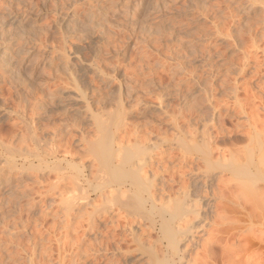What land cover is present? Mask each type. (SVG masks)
<instances>
[{
	"label": "rangeland",
	"instance_id": "rangeland-1",
	"mask_svg": "<svg viewBox=\"0 0 264 264\" xmlns=\"http://www.w3.org/2000/svg\"><path fill=\"white\" fill-rule=\"evenodd\" d=\"M262 88L264 0H0V264H105L103 258L120 261L117 264H149L155 260L147 254L149 245L138 242L142 230L151 226L139 217L143 212L136 203L131 206L137 200L132 196V181H111V171L93 150L96 142L106 143L111 135L108 142L114 145L109 147L118 160L135 145L158 159L170 154L168 162L164 156L160 163L154 158L158 169L153 164L147 180H142L159 181L158 186L166 183L167 189L175 190L166 199L176 200V206L172 200L170 208L163 207L166 212L180 204L185 190L191 194L197 188L202 194L210 189L211 193L221 181L230 182V189H237L232 193L241 200L233 198L230 205L238 212H231L232 207L228 211L231 218L241 219L236 236L245 234L252 245L244 260L264 264V218L260 216L264 166L258 162L262 156L256 161L260 166L252 167L257 177L246 168L253 145L245 135L235 138L252 131L241 107L246 110L252 100L263 117ZM203 142L220 151L213 152V162L207 163L213 170L206 169L208 151L203 150L207 147ZM195 145L202 146L197 149L204 156L191 149ZM42 156L43 164L38 160ZM116 158L112 164L119 167L121 159ZM222 158L243 162L236 170L252 172L255 179L247 173L242 178L225 174ZM191 168L198 170L196 175L188 173ZM203 182L208 185L202 186ZM99 183L105 185L104 189L100 185L101 192ZM184 184L187 187L182 188ZM126 188L131 191L125 192ZM106 193L122 208L108 204L104 211ZM124 210L140 220L132 224ZM159 224L148 231L152 242L160 236ZM156 253L162 259V253Z\"/></svg>",
	"mask_w": 264,
	"mask_h": 264
},
{
	"label": "bare ground",
	"instance_id": "bare-ground-1",
	"mask_svg": "<svg viewBox=\"0 0 264 264\" xmlns=\"http://www.w3.org/2000/svg\"><path fill=\"white\" fill-rule=\"evenodd\" d=\"M263 89V88H262ZM261 89V90H262ZM264 90V89H263ZM264 92V91H263ZM259 98H260V96H259ZM256 99V98H255ZM251 100V99H250ZM258 100V99H257ZM239 101V100H238ZM249 101V100H248ZM262 101V100H261ZM239 102H241V101H239ZM254 101H252L251 100V102H248V106H246V107H248V108H245L246 110H244V108L243 107H241L242 109H243V111H244V115L245 114H247V116L249 117H246V118H248L249 119V121H250V127H249V129L250 130H252V131H247V134H246V132H245V134H243V133H238V135L235 137L236 139H243L244 138V135L245 136H247L248 137V139H249V141H250V143L253 145V147H252V149H251V153L247 156V170H254V169H256L257 167L256 166H258L257 165V163H256V161H257V158L259 157H261L262 156V159H258V162L260 163V165H262V166H264V164H261V161L262 160H264V115H263V117H262V115H261V117L259 116V110L258 109H255V108H258V107H256V105H254V103H253ZM263 102V101H262ZM261 102V103H262ZM242 103H244V102H242ZM264 103V102H263ZM244 105V104H243ZM242 105V106H243ZM258 105V104H257ZM264 105V104H263ZM241 106V105H240ZM239 106V107H240ZM262 106V105H261ZM262 107H264V106H262ZM237 113V112H236ZM237 115H238V113H237ZM239 115H241V113L239 114ZM238 115V116H239ZM246 116V115H245ZM247 120V119H246ZM248 122V121H247ZM102 125V124H101ZM100 125V126H101ZM120 125V124H119ZM245 125H247V124H245ZM239 126H241V124L239 125ZM238 126V128L240 129V127ZM103 127H104V125L103 126H101L100 127V130L102 129V130H104L103 129ZM106 127V126H105ZM118 127V126H117ZM242 127H243V125H242ZM117 129V128H116ZM238 129V130H239ZM101 130V131H102ZM108 130V129H107ZM242 130H243V128H242ZM245 130V129H244ZM241 131V130H240ZM106 132V131H105ZM109 132V131H108ZM107 132V133H108ZM102 133V132H101ZM110 133V132H109ZM111 134V133H110ZM110 134H106V137L108 136V135H110ZM208 134V133H207ZM211 134V133H210ZM210 134H209V137L211 138L212 136H210ZM204 135H206V133L204 134ZM203 135V136H204ZM206 136H208V135H206ZM205 136V137H206ZM103 137H105V136H103ZM111 137H112V135H111ZM110 136L109 137H107L106 139H107V141H106V139H104V141H106V143H104L103 141H101V142H96L95 143V146H94V148H93V150L95 151V153H97L99 156H98V159L100 158V161H101V163L106 167V168H108L110 171H111V178H112V180L111 181H113V179H114V181L116 180V181H118V183H123L124 181H126L127 179L131 182L132 181V186H131V190L135 193V194H132V196L134 195L135 197H137V200L135 201V199H133L132 197H131V194H130V196H129V198H131V200L134 202H132V201H130V200H128V201H130V203L132 202V205L131 206H133L134 207V205L133 204H135L136 203V209L138 210V211H142L143 213V215L141 214V212H140V216L139 215H137V216H139L142 220H146L147 222H149V227L151 226V227H154V228H156L157 227V225H158V222H160L161 223V225H160V229H159V231H160V236L159 237H157V240L155 241V242H152L151 241V235L149 234V229H151V227L150 228H148V229H143L142 230V233H141V236H140V234H139V236H140V240H138V242L142 245V247H144V245H149V247H148V249H151V251H153V252H155V255H156V258H157V256L159 255H157V253L156 252H161L162 253V259H160V260H158V258L156 259L155 258V255H154V253L153 252H151V251H148L149 253H147L148 254V256H149V259L151 260V259H155V260H152V262L151 263H149V264H251L250 262H251V260L249 261L248 260V258L246 259V261L244 260V255L245 254H247L246 252V249L248 250V247L250 248V246H252L250 243L251 242H249V238L248 239H246V237L244 236L245 234H237V236H236V231H237V229L236 228H238V227H235V226H238L239 224H240V220H237V219H234V218H231L230 217V215H229V212L228 211H230L229 209H231V207H232V209H234L235 207H234V205L233 206H230L231 205V202H233V198H236V196H237V194H235L234 195V193H236V190L237 189H235V188H233V191H232V189H230V187L232 188L233 186H230L229 187V185L228 184H230V182L228 183V184H224V183H222V181H221V183L220 184H222V185H218L219 187H214V190L210 193V189H208L209 191H205V192H203L202 194H200L201 193V191L198 189L197 190V188H192V189H194L192 192H191V194H190V192H187L188 190H185L186 191V193H185V196H184V199H182L181 197V202H178V203H180V204H178L177 205V207H175L176 206V203H175V201L176 200H173L174 201V210H172L171 209V211H170V209H168L170 212H166L165 210L166 209H164L163 210V207L165 208L166 206H168L169 208H170V206H172V204H171V202L173 203V201L171 200V202L170 201H168L166 198V195L167 194H170V192L173 190V189H171V188H169V189H167L166 187H165V185H166V183H165V185L164 186H162L161 185V183H160V188H158L159 186L157 185V183L159 182H157L156 184H154L152 181H150L149 182V180L148 181H145V182H142V180L144 181L145 179H146V177H147V175H149V174H147L148 172H150V170L153 168L154 169V167L156 168V169H158V167H157V164L158 163H156V164H154L155 162L154 161H157V159H158V157L159 156H150V155H148L147 156V153H145L146 152V149L144 148L143 149V147H141V146H137V145H135L136 147H135V149H133V150H131L130 152H129V149H132V148H129V149H126L125 150V153L126 154H123V159L122 158H119V152L118 153H116V154H118V158H119V160H120V162H118L119 160L116 158L117 157V155H114V153H113V147H109L111 144H113V141L112 140H110L111 142H108V139H110L111 138ZM137 137H139L138 135H137ZM137 137H136V139H137ZM141 137V136H140ZM139 137V138H140ZM209 137H207V139L206 140H209L210 138ZM247 137H245V139L247 138ZM209 138V139H208ZM227 138V137H226ZM124 139V138H123ZM141 139V138H140ZM218 139V138H217ZM216 139V140H217ZM224 139V138H223ZM233 139V138H232ZM235 139V140H236ZM102 140V139H101ZM138 140V139H137ZM150 140V139H149ZM221 140V139H220ZM234 140V141H235ZM139 141V140H138ZM138 141H137V143H138ZM141 141V140H140ZM139 141V143H142V142H140ZM145 141V140H144ZM205 141V140H204ZM210 142H212L211 140H209ZM223 141V140H222ZM247 141V140H246ZM206 142V141H205ZM217 142V141H216ZM236 142V141H235ZM108 143V144H107ZM120 143H121V141H120ZM123 143V142H122ZM204 143V142H203ZM231 144L230 145H233L232 144V142H230ZM249 143V142H248ZM249 143V144H250ZM110 144V145H109ZM201 144V143H200ZM204 144H206V146H207V143H204ZM114 145V144H113ZM113 145H111V146H113ZM183 145V144H182ZM187 145V144H186ZM202 145V144H201ZM227 145V144H226ZM247 145V144H246ZM134 146V145H133ZM205 146V147H206ZM212 146V145H211ZM211 146H207L206 148H204L203 150H205L206 149V151H208V152H206V155L205 154H203V153H200L199 152V150L197 149V148H202V146H196L195 145V147H192L191 149L193 150V148L194 149H197L198 151L197 152H199L200 154H202L203 156L205 155L206 157L204 158V161L206 162V165H207V170H213V169H208V168H211V167H208L209 165H210V161H212L211 159H213V155L215 154H213V152H215V151H218V152H220L219 150H218V148H216L215 150H211L210 149V147ZM250 146V145H249ZM132 147V146H131ZM140 147H141V149H140ZM183 147H184V145H183ZM217 147V146H216ZM134 148V147H133ZM155 148H157V147H154L153 149H155ZM91 149V148H90ZM89 149V150H90ZM183 149H186V148H183ZM189 149V148H188ZM223 149H225V148H223ZM128 150V151H127ZM191 150V151H192ZM27 151H29V150H27ZM34 151H36V150H34ZM34 151H32V152H34ZM91 151V150H90ZM90 151H89V153H90ZM152 151H154V150H151V152ZM190 151V152H191ZM193 151H195L196 152V150H193ZM37 152H39V151H37ZM53 152V151H52ZM57 152V151H56ZM115 152H117V151H115ZM128 152V153H127ZM151 152H149L150 154H152ZM167 152H169V151H167ZM188 152V151H187ZM196 152V153H197ZM203 152V151H202ZM223 152V151H222ZM221 152V153H222ZM243 152V151H242ZM27 154H28V152H26ZM26 153H24V155L26 154ZM51 153V152H50ZM49 153V154H50ZM159 153V152H158ZM161 153V152H160ZM159 153V154H160ZM220 153V154H221ZM247 153V152H246ZM29 154H31V153H29ZM28 154V155H29ZM33 154V153H32ZM31 154V155H32ZM35 154V157H38V156H36L37 155V153H34ZM44 154H46L45 152H44ZM48 154V155H49ZM51 154H54V153H51ZM94 154V153H93ZM168 154V153H167ZM173 154V153H172ZM191 154V153H190ZM219 154V155H220ZM235 154V153H234ZM30 155V157H32L33 158V155L31 156ZM39 155V154H38ZM48 155H46V156H48ZM91 155V154H90ZM96 155V154H95ZM94 155V156H95ZM170 155V154H169ZM169 155H166V157L164 156V155H161L162 157L161 158H159L158 159V162H159V160H161V161H163V156H164V158H167V156H169ZM194 155V154H193ZM27 156V155H26ZM26 156H24V157H26ZM53 156V155H52ZM113 156L118 160L117 162L121 165V166H119V167H115V165L114 164H112V158H113ZM147 156V157H146ZM195 156V155H194ZM238 156V155H237ZM34 157V158H35ZM96 157V156H95ZM121 157V156H120ZM192 157V156H191ZM191 157H189L190 159H191ZM202 157V156H201ZM201 157H199L198 158V161L200 162V158ZM220 157V156H219ZM219 157H218V159H219ZM222 157H225V156H223L222 155ZM244 158H245V156H243ZM47 158V157H46ZM45 158V159H46ZM97 158V157H96ZM154 158H157L156 160H154ZM173 158V157H172ZM172 158H169V159H171V160H173ZM186 158H187V156H186ZM234 158H235V156H234ZM239 158V157H238ZM27 159H29V158H27L26 157V160ZM35 159H38V158H35ZM34 159V160H35ZM189 159V160H190ZM217 159V158H216ZM221 159V158H220ZM226 159V158H225ZM225 159H223L222 158V161L224 160V162H222V163H224L225 164V166H226V168H223L225 171H222V172H225V174H227V173H229L230 174V176L232 175V174H234L233 176L235 177V175H240L241 177L240 178H242V177H244V176H246V171H237L236 169H238L239 167L241 168V165H240V163H242L243 164V162H241L240 160V163H237L238 161V159L236 160V159H234V160H230V159H227L228 160V162H227V160H225ZM232 159H233V157H232ZM39 161H41V163L43 164V156L40 158L39 157V159H38ZM68 160V159H67ZM115 160V159H114ZM165 160H167L166 162H168V161H170V160H168V158L167 159H164V162H165ZM189 160L188 159H186V161L187 162H189ZM192 160V159H191ZM191 160H190V162H191ZM230 160V161H229ZM37 161V160H36ZM38 161V162H39ZM116 161V160H115ZM193 161H194V159H193ZM196 161V160H195ZM195 161H194V163H195ZM220 161V160H219ZM233 161V163H236V164H238V165H236L237 167H234L232 164H231V162ZM237 161V162H236ZM95 162V161H94ZM97 162V161H96ZM164 162H161V164L163 163L164 164ZM186 162V163H187ZM203 162V161H202ZM213 162V161H212ZM217 162H218V160H217ZM226 162V163H225ZM32 163V162H31ZM45 163V162H44ZM160 163V162H159ZM191 163H193V162H191ZM196 163H198V162H196ZM207 163H209V165L207 164ZM229 163V164H228ZM40 164V163H39ZM41 164V165H42ZM101 164V165H102ZM111 164L115 167V168H111ZM156 165V166H154V165ZM218 164H220V163H218ZM217 164V165H218ZM223 164V165H224ZM226 164H228V165H226ZM14 165V164H13ZM94 165V164H93ZM96 165H98L97 163H96ZM95 165V169H98V168H96L97 166ZM102 165V166H103ZM117 165V164H116ZM154 167H153V166ZM159 165V164H158ZM166 165V164H165ZM168 165V164H167ZM205 164H204V167H202V168H205V166H206ZM217 165H215V166H217ZM245 165H246V162H245ZM244 165V166H245ZM259 165V166H260ZM46 166V165H45ZM135 167V170H134V167ZM186 166V165H185ZM203 166V165H202ZM218 166H220V165H218ZM11 167V166H10ZM13 168H14V166H12ZM11 167V168H12ZM16 167V166H15ZM78 167V166H77ZM77 167H75V169L77 168ZM92 167H94V166H92ZM91 167V168H92ZM99 167V166H98ZM131 167H132V170H131ZM161 167V166H160ZM167 167V166H166ZM170 167V166H169ZM178 168H179V166H177ZM177 167L175 168V169H177ZM181 167V166H180ZM183 167V166H182ZM192 167H193V164H192ZM197 167H199V166H197ZM196 167V169H199V168H197ZM243 167V166H242ZM252 167H256V168H252ZM100 168V167H99ZM111 168V169H110ZM149 168H151L150 170H149ZM164 168V167H163ZM188 168V167H187ZM189 168H190V166H189ZM193 168H195V165H194V167ZM193 168H191L189 171L188 170H186V171H188V173H190V172H192V173H194V171H195V169H193ZM244 168V167H243ZM81 169V168H80ZM84 169V168H83ZM82 169V170H83ZM94 169V168H93ZM155 169V170H156ZM160 169V168H159ZM169 169V168H168ZM182 169L183 168H181V170H180V172L182 171ZM206 169H204L205 171H203V173L204 172H206ZM258 169H259V167H258ZM77 170V169H76ZM101 170V169H100ZM107 170V169H106ZM165 170H167V168L165 169ZM178 170V169H177ZM184 170V169H183ZM200 170H201V172H202V169L200 168ZM186 171H185V173H186ZM256 170H254V173L255 174H257L256 172H255ZM79 172V170L77 171V173ZM101 172V171H100ZM157 172V171H156ZM166 172H168V170L166 171ZM178 172V171H177ZM176 172V173H177ZM198 172V170L197 171H195V173H197ZM227 172V173H226ZM257 172H258V170H257ZM80 173H81V171H80ZM105 173V172H104ZM154 173V171L152 172V174ZM158 173V172H157ZM174 174H176L175 173V170H174V172H173ZM187 173V174H188ZM194 173V174H195ZM207 173V172H206ZM83 174V173H82ZM110 174V173H109ZM200 174V173H199ZM211 174H212V172H211ZM247 174H249V173H247ZM253 175V173L251 172L249 175H247V176H252ZM106 175V174H105ZM140 175H141V177H140ZM179 175V174H178ZM182 175V174H181ZM180 175V176H181ZM196 175V174H195ZM201 175H202V173H201ZM200 175V176H201ZM205 175H207V174H204V176ZM208 175H210V174H208ZM207 175V176H208ZM213 175V174H212ZM103 176V175H102ZM102 176H101V178H102ZM142 176H144V177H142ZM150 176H152V175H150ZM150 176H148V178H150ZM172 176V175H171ZM193 176V175H192ZM197 176H199V175H197ZM236 176V178H238ZM107 177H109V176H107ZM154 178H155V181H156V179H157V177H158V174L156 175L155 174V176H153ZM152 177V178H153ZM182 177V176H181ZM180 177V178H181ZM222 177V176H221ZM253 177H254V179H255V176L253 175ZM257 177H258V174H257ZM100 178V177H99ZM141 178H143V179H141ZM204 178V177H203ZM207 178H209V176L207 177ZM207 178H205L204 180H207ZM252 178V177H251ZM250 178V179H251ZM103 179V178H102ZM190 179V178H189ZM195 179V178H194ZM200 179H202V177H200ZM211 179V178H210ZM222 179V178H221ZM249 179V178H248ZM103 180H106V178H104ZM147 180V179H146ZM154 180V179H153ZM192 180V179H191ZM203 180V181H204ZM209 180V179H208ZM224 180V179H223ZM229 180V179H228ZM235 180V179H234ZM154 181V182H155ZM172 181V180H171ZM174 181V180H173ZM194 181V180H193ZM192 181V182H193ZM200 181V180H199ZM202 181V180H201ZM200 181V182H201ZM210 181V180H209ZM220 181V180H219ZM108 182V181H107ZM110 182V181H109ZM106 183V181H105V185L106 184H110V183ZM146 182H148L149 184L148 185H146V186H144V183H146ZM175 182V181H174ZM174 182H173V184H174ZM190 182V181H189ZM195 182V181H194ZM199 182V183H200ZM206 182V181H205ZM215 182V181H214ZM228 182V181H227ZM114 183H117V182H114ZM127 183H129V182H127ZM143 183V184H142ZM183 183V182H182ZM185 183V182H184ZM197 183V182H196ZM204 183V182H203ZM218 183V182H217ZM59 184V183H58ZM147 184V183H146ZM152 184H154V185H152ZM168 184V183H167ZM170 184V183H169ZM168 184V185H169ZM192 185L194 184V183H191ZM202 184V183H201ZM206 183H204V184H202V186L204 185V187L205 186H207L208 185V183H207V185H205ZM210 184V183H209ZM60 185V184H59ZM98 185V184H97ZM100 185H103V186H101V187H103L102 189H104L105 188V185H104V183L102 184H100L99 183V187H100ZM122 185V184H121ZM121 185H119V186H121ZM125 185H126V183H125ZM128 185H131V184H128ZM170 185H172V183L170 184ZM188 185V184H187ZM189 185H190V183H189ZM245 185V184H244ZM61 186V185H60ZM60 186L58 187L59 189H60ZM106 186H108V185H106ZM119 186L117 187V188H119ZM124 186V184L121 186V187H123ZM175 186V185H174ZM220 186H222V187H220ZM236 186H238V185H236ZM96 187V186H95ZM101 187L100 188H98V187H96V188H98L99 190H100V192H101ZM171 187V186H170ZM181 187V186H180ZM185 187H187V186H185V184L183 185V187L182 188H185ZM189 187V186H188ZM195 187V186H194ZM240 187H242V185L240 184ZM95 188V189H96ZM130 188V187H129ZM172 188H175V187H172ZM179 188V187H178ZM181 188V189H182ZM198 188H199V186H198ZM201 188H203V187H201ZM210 188V187H209ZM212 188H213V186H212ZM215 188H216V190H215ZM55 189V188H54ZM97 189V190H98ZM120 189V188H119ZM118 189V190H119ZM125 189V188H124ZM124 189H122L121 191L123 192V190ZM176 189V188H175ZM181 189H180V191H181ZM204 189V188H203ZM234 189H235V192H234ZM239 189H241V188H239ZM238 189V190H239ZM244 189H246V188H244ZM64 190V189H63ZM74 190V189H73ZM96 190V191H97ZM128 190H130V189H128V188H126V190H125V192H127ZM130 190V191H131ZM205 190V189H204ZM247 190V189H246ZM55 191V190H54ZM69 191V190H68ZM103 191V190H102ZM114 191V190H113ZM120 191V190H119ZM174 191L175 190H173L172 192L174 193ZM242 191V190H241ZM106 192V191H105ZM104 192V193H105ZM110 192V191H109ZM112 192V191H111ZM182 192V191H181ZM232 192H234V193H232ZM238 192V197H239V195L241 194H239V191H237ZM263 192H264V190H263ZM262 192V193H263ZM66 193V192H65ZM132 193V192H131ZM184 193V192H183ZM101 194V193H100ZM103 194V193H102ZM113 194V193H112ZM123 194H126L127 195V193H124L123 192ZM128 194V195H129ZM176 194V193H175ZM180 194V193H179ZM248 194V193H247ZM64 195V194H63ZM62 195V196H63ZM108 195H109V193H108ZM102 196H107V193H106V195H102ZM110 196V195H109ZM109 196H108V198L106 197L104 200H108V203H107V201H106V205H105V207H104V211L105 210H107V205L109 204H112L113 206H118L119 204H120V202L117 200V202H115L116 200H114V199H112L111 198V196H110V198H109ZM170 196H171V194H170ZM180 196V195H179ZM263 196H264V194H263ZM263 196H261V197H263ZM112 197H113V195H112ZM124 197V196H123ZM169 197V196H168ZM243 197V196H242ZM242 197H240V198H242ZM251 197V196H250ZM113 198H115V197H113ZM248 198V197H247ZM204 199H208V203H206V202H204V201H206V200H204ZM236 199H238L239 200V198H236ZM236 199H234V200H236ZM243 199V198H242ZM64 200V199H63ZM66 201H70V200H68V199H65ZM64 200V201H65ZM168 201V203L170 204V205H168L167 204V201ZM249 200V199H248ZM65 201V202H66ZM239 201H241V200H239ZM118 202H119V204H118ZM237 202L238 201H236V204H237ZM244 202V201H243ZM246 202V201H245ZM244 202V204L243 205H246V203ZM128 204H129V202H127ZM235 203V202H234ZM241 203V202H240ZM240 203H238L237 205H239ZM255 203V202H254ZM253 203V201H252V204H254ZM104 204V203H103ZM121 204H123V203H121ZM124 205V207H125V209H126V205L127 204H123ZM241 205V204H240ZM104 206V205H103ZM111 206V205H110ZM113 206H111V207H113ZM120 206V205H119ZM236 206V205H235ZM248 206V205H247ZM250 206V205H249ZM121 207V206H120ZM129 207H130V204H129ZM160 207H162V208H160ZM237 207V206H236ZM239 207V206H238ZM116 208V207H115ZM122 208V207H121ZM167 208V207H166ZM172 208V207H171ZM176 208V209H175ZM240 208V207H239ZM241 208H243L242 206H241ZM245 208V207H244ZM248 208V207H247ZM118 209H119V207H118ZM127 209H128V205H127ZM130 209V208H129ZM134 209V208H133ZM231 209V210H232ZM235 209H237V208H235ZM232 210L231 212H233V213H235L234 211H237V210ZM250 209V208H249ZM252 209V208H251ZM116 210V209H115ZM258 210V209H257ZM111 211V210H110ZM120 211V210H119ZM240 211V210H239ZM261 211V210H260ZM259 211V212H260ZM264 211V210H263ZM109 212V211H108ZM130 212H134V210H132V211H130ZM230 212V213H231ZM238 212V211H237ZM245 212V211H244ZM253 213V211H251L250 210V212L249 213ZM258 212V211H257ZM103 213V215H104V212H102ZM102 213L100 214V215H102ZM106 213V212H105ZM122 213H123V210H122ZM110 214V213H109ZM121 214V213H120ZM124 214H129L130 215V213H129V211L127 212V211H125L124 210ZM123 214V215H124ZM135 214V212L133 213V215ZM138 214V213H137ZM102 215V216H103ZM106 215V214H105ZM104 215V216H105ZM237 215V214H236ZM249 215V214H248ZM252 215V214H251ZM131 216L132 215H130V216H125V218L126 217H128V218H131ZM231 216H233V217H236L235 215H232V213H231ZM261 217H263L264 218V212L263 213H261V215H260ZM139 217L138 218H136L135 216L133 217V219L131 220V222H132V224H134L133 222H137L138 220L137 219H139ZM124 218V217H123ZM126 220H128V222L130 221L129 219H125V221ZM140 220V219H139ZM159 220V221H158ZM244 220V219H243ZM261 220V219H260ZM259 220V221H260ZM263 220V219H262ZM257 221H258V219H257ZM128 222H126V223H128ZM144 222V221H143ZM142 223V222H141ZM242 223V222H241ZM264 223V222H263ZM138 224V223H137ZM139 224H140V222H139ZM138 224V225H139ZM148 224V223H147ZM243 224V223H242ZM261 224V223H260ZM131 225V224H130ZM142 225V224H141ZM241 225V224H240ZM240 225H239V228H240ZM125 226V225H124ZM124 226H123V228H124ZM133 226V225H132ZM147 226V225H146ZM260 226V225H259ZM263 226V225H262ZM127 227V226H126ZM144 227H145V225H144ZM252 227V226H251ZM147 228V227H146ZM242 228H244V227H242ZM132 228H130L129 230H131ZM254 229V228H253ZM236 230V231H235ZM133 231V230H132ZM152 231L154 232V230L152 229ZM255 231V230H254ZM131 232V231H130ZM238 232H239V229H238ZM250 232V231H249ZM109 234V233H108ZM132 234H133V236L135 235L133 232H132ZM152 234V233H151ZM256 234V233H255ZM255 234H251V235H253L254 237H256V236H258V235H260V234H256V236H255ZM107 235V234H106ZM114 235V234H113ZM136 235H138V232H137V234ZM130 236V235H129ZM138 236V237H139ZM262 236H264V235H262ZM126 237V236H125ZM131 237V236H130ZM136 237V236H135ZM242 237H244V238H242ZM107 238H108V236H107ZM107 238H106V240H107ZM111 238H113V236L111 235ZM110 238V239H111ZM115 239H116V237H114ZM119 238V237H118ZM244 239L245 240V242H244V244H243V240L242 239ZM260 238V237H259ZM262 238V237H261ZM121 239H123V238H121ZM137 238H135V240H136ZM250 239H252L251 237H250ZM258 240V237L257 238H255V240ZM112 240V239H111ZM114 240V239H113ZM118 240V239H117ZM116 240V241H117ZM240 240H242L241 242H242V244H240L241 242H240ZM261 240V239H260ZM259 240V241H260ZM264 240V239H263ZM110 241V240H109ZM240 242L239 244L237 243V242ZM248 241V242H247ZM253 241H254V238H253ZM111 242V241H110ZM115 242V241H114ZM137 242V241H136ZM137 242V243H138ZM117 243H119L118 241H117ZM115 244V243H114ZM119 244H121V243H119ZM152 244H154V247L153 246H151ZM253 244V243H252ZM101 245V244H100ZM116 245H118V244H116ZM121 245H123V244H121ZM92 246V245H91ZM94 247V250L96 249L95 248V246H93ZM101 247V246H100ZM87 248V247H86ZM92 248V247H91ZM102 248V247H101ZM104 248V247H103ZM109 248V247H108ZM107 248V246H106V250L108 249ZM112 248V247H111ZM110 248V249H111ZM110 249H108V250H110ZM114 249H115V247H114ZM92 250H93V248H92ZM103 250V249H102ZM104 250H105V248H104ZM103 250V251H104ZM113 250V249H112ZM111 250V251H112ZM117 250L118 251H121V250H123V249H121V246H117ZM136 250H138V249H136ZM135 250V251H136ZM251 250V249H250ZM96 251V250H95ZM110 251V252H111ZM127 251H128V249H127ZM92 252V251H91ZM99 252H100V250H99ZM105 252V251H104ZM121 252H123V251H121ZM118 253V252H117ZM127 253V252H126ZM128 253H131V252H128ZM144 253V252H143ZM124 255L123 256H125L126 254H125V251H124V253H123ZM103 255V254H102ZM105 256H106V254H105ZM104 256V257H105ZM102 257V256H101ZM101 257H99V259L101 258ZM108 257V256H107ZM126 257V256H125ZM247 257V256H246ZM110 258V257H109ZM108 258V259H109ZM160 258V257H159ZM253 258V257H252ZM104 260H106V263H110V264H117L118 262H120V261H112L113 260V258L109 261V260H107V258L105 259V258H103ZM117 259V258H116ZM256 259V257L254 258V260ZM257 260V259H256ZM254 261V264H255V262H256V264H260V263H257V262H260L259 260L258 261ZM101 261H102V259H101ZM253 261V260H252ZM105 263V262H104ZM105 263V264H106ZM120 264H122V263H120ZM252 264H253V262H252Z\"/></svg>",
	"mask_w": 264,
	"mask_h": 264
}]
</instances>
